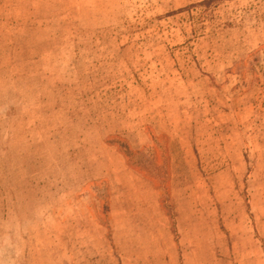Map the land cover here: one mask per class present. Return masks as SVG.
<instances>
[{
  "label": "rangeland",
  "instance_id": "1",
  "mask_svg": "<svg viewBox=\"0 0 264 264\" xmlns=\"http://www.w3.org/2000/svg\"><path fill=\"white\" fill-rule=\"evenodd\" d=\"M0 264H264V0H0Z\"/></svg>",
  "mask_w": 264,
  "mask_h": 264
}]
</instances>
